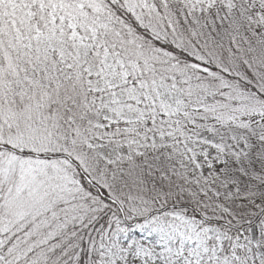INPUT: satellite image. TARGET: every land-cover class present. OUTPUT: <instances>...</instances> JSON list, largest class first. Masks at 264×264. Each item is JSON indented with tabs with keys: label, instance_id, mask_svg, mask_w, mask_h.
I'll return each mask as SVG.
<instances>
[{
	"label": "snow or ice",
	"instance_id": "obj_1",
	"mask_svg": "<svg viewBox=\"0 0 264 264\" xmlns=\"http://www.w3.org/2000/svg\"><path fill=\"white\" fill-rule=\"evenodd\" d=\"M0 264H264V0H0Z\"/></svg>",
	"mask_w": 264,
	"mask_h": 264
}]
</instances>
